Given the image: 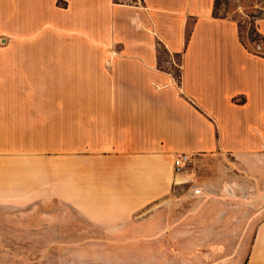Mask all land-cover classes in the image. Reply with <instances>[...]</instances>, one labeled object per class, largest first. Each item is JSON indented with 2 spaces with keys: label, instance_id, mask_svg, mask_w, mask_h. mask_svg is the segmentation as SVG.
<instances>
[{
  "label": "crops",
  "instance_id": "0c3cea01",
  "mask_svg": "<svg viewBox=\"0 0 264 264\" xmlns=\"http://www.w3.org/2000/svg\"><path fill=\"white\" fill-rule=\"evenodd\" d=\"M215 2L0 0V203L144 237L197 191L216 222L184 226V250L264 264V18L250 50Z\"/></svg>",
  "mask_w": 264,
  "mask_h": 264
},
{
  "label": "rangeland",
  "instance_id": "374dc122",
  "mask_svg": "<svg viewBox=\"0 0 264 264\" xmlns=\"http://www.w3.org/2000/svg\"><path fill=\"white\" fill-rule=\"evenodd\" d=\"M213 13L235 20L241 41L250 50L262 44L254 25L256 19L264 18V0H218ZM160 59L164 69L169 68L175 76L179 74L176 67L172 69L165 62L162 51ZM196 194L193 191L191 197L159 203L162 212L158 220L170 226V232L144 237L95 232V228L73 221L70 213L50 203L27 208H10L0 203V264H183L185 256L193 260L203 257L205 264L219 262L231 251L183 248L184 226H214L216 222L214 203L202 206L194 198ZM219 237L214 233H193L191 238L199 244L215 242ZM164 241L169 244L159 248L158 242Z\"/></svg>",
  "mask_w": 264,
  "mask_h": 264
},
{
  "label": "built area",
  "instance_id": "2783aa9c",
  "mask_svg": "<svg viewBox=\"0 0 264 264\" xmlns=\"http://www.w3.org/2000/svg\"><path fill=\"white\" fill-rule=\"evenodd\" d=\"M116 3L118 4H131V5H138L139 4V0H115ZM189 159L188 157L182 155L180 157H178L175 161H174V167H175V172L179 173L181 172L185 166L188 164Z\"/></svg>",
  "mask_w": 264,
  "mask_h": 264
},
{
  "label": "trees",
  "instance_id": "16d2710c",
  "mask_svg": "<svg viewBox=\"0 0 264 264\" xmlns=\"http://www.w3.org/2000/svg\"><path fill=\"white\" fill-rule=\"evenodd\" d=\"M217 1H218V0H216V2H215L214 9H215V7H216ZM213 15H214L215 17H217L214 13H213Z\"/></svg>",
  "mask_w": 264,
  "mask_h": 264
}]
</instances>
